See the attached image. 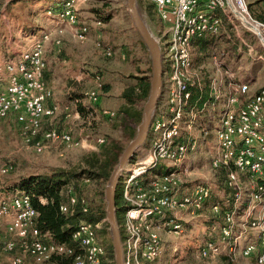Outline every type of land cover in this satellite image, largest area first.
Returning a JSON list of instances; mask_svg holds the SVG:
<instances>
[{"label":"built area","instance_id":"obj_1","mask_svg":"<svg viewBox=\"0 0 264 264\" xmlns=\"http://www.w3.org/2000/svg\"><path fill=\"white\" fill-rule=\"evenodd\" d=\"M86 1L66 0L59 12L46 14L63 28L73 29L74 37L84 41L90 31L79 20V7ZM150 1L162 24L161 37L156 39L162 66L161 102L149 128L152 144L149 154L127 165L120 177L124 208L118 225L122 262L159 264L164 247L162 234L181 235L184 231L181 215L196 216L212 197V183L192 184L183 194L187 183L182 178L187 173L184 162L198 148V139L192 132L196 117L209 106L218 105L214 127L200 131L203 138L213 136L209 166L213 171L225 170L224 188L232 194L220 203H211L210 211L221 216L223 224L219 239L204 243L198 256L205 260L225 256L230 261L249 258L255 264H264V86L250 94L247 84L235 82L234 73L224 64V54L219 57L213 54L214 74L208 80L207 100L199 108L191 102L193 90L204 89L202 74L196 71L204 70V65L194 66L193 42L218 36L224 17L252 34L264 48V22L252 14L247 0ZM260 7L264 13V0ZM95 24L99 26L101 22ZM54 35L52 30L43 31L28 50L0 62V121L12 116L20 126L24 144L31 145L38 155L44 151V142L70 151L90 148L91 143L89 136L75 139L71 133L55 129L41 132L43 122L55 118L60 111L67 118L81 119L78 112L71 114L69 106L48 103L51 91L44 78L48 69L46 51L50 44H61ZM104 55L111 57L113 53L105 49ZM102 87L103 79L96 75L83 101L99 106ZM93 111L105 118L116 116L105 107ZM103 142L101 138L96 140L97 144ZM11 169L5 165L0 175ZM157 170L160 173L155 174ZM240 176H245L247 182ZM241 181L250 184L251 189L244 192ZM66 195L67 202L59 206L62 214L71 213L79 202L69 187ZM38 202L44 204L46 200L39 197ZM244 202L245 208L238 213ZM224 206L232 207L224 210ZM37 217L30 195L0 192V218L8 219L0 230V254H9L10 264H25L27 259L33 264H44L59 257L69 258L71 264H108L106 250L98 239L101 223L80 221L71 234L76 246L72 247L45 241L49 234H41L37 229Z\"/></svg>","mask_w":264,"mask_h":264},{"label":"rangeland","instance_id":"obj_2","mask_svg":"<svg viewBox=\"0 0 264 264\" xmlns=\"http://www.w3.org/2000/svg\"><path fill=\"white\" fill-rule=\"evenodd\" d=\"M136 1L141 18L147 29L158 40L162 34V24L155 14L154 7L153 9H148V6H153V4L150 0ZM248 1L251 2L253 0ZM55 4L56 2L54 3L52 0H0V62L11 59L14 56L13 52L22 53L28 50L35 38L43 31L52 30L57 38L60 39L61 44L59 46L49 45L54 50H50L48 54L50 53V58L55 57V60L50 63V59L47 60L46 58V60L48 68L50 67L51 71L55 69L56 74H58L59 87L55 91H61L50 102L57 103L60 106H69L71 114L78 112L81 119L67 118L60 111L55 118L43 122L41 132L55 129L59 132H69L75 139L89 136L91 137L90 148H78L70 151L65 150L61 145L44 142V151L38 155L33 151L31 145L24 144L20 136L19 126L12 116L2 120L0 121V169L5 165L11 166L12 169L4 176L0 175V192H17L18 190L12 189L14 185L22 177L30 174H49L60 168L67 170L75 169L81 165L85 156L97 152L105 144L115 143L118 148L125 149L131 141L127 129L134 130L136 134L138 125L142 119L143 107L146 100L138 102L131 107L132 111L140 114V121L136 122L124 114L123 107L125 103L120 97L126 84L132 85L136 83L137 78H148L150 82L152 78L149 53L144 44H142L143 42L131 22L126 9V1L87 0L81 4L79 7V20L81 23L87 24L90 31V34L84 41H80L74 37L73 29L68 27L63 28L54 19L48 17L46 12L51 9L53 10ZM106 17L109 18V21L104 23L102 19ZM96 21H100L101 25H96ZM244 33L248 45L256 44V39L252 34L248 32ZM86 44L88 45V50L81 54L79 48ZM11 47L16 51L10 50ZM105 49L111 50L113 55L106 57L104 55ZM211 56L209 54L204 57V70H196L202 74V84L206 83L205 85L207 86H209V77L212 78L214 74L213 65L210 60ZM64 58L66 59L65 61L70 60V62L66 63L67 65L69 64L70 68L74 67L76 70L82 68L81 71L87 73L86 84L79 85V83L72 80L68 83L69 85L65 86L63 78L66 76L65 69L68 67L62 63ZM234 63L237 70L238 64L239 66L242 65L247 76L254 74L257 70L256 65H253L249 61L247 62L245 56L242 57L241 64L239 62H232V64ZM102 72H110L122 81L114 83L113 90L109 94L101 96L99 106L88 105L83 102V97L79 100L69 99L66 94L69 86L72 90L75 89L79 94L83 95L96 75L106 76V73ZM261 72H264V66ZM103 82H106L104 77ZM62 86H65V88L61 89ZM52 92L51 90V94ZM79 107H81L80 109L83 112H87L86 118L82 117ZM100 107L113 110L116 116L112 119L105 118L93 111L94 109H100ZM215 111H218L217 106L216 108L209 107L208 110L205 109L204 112L196 117L192 132L194 137L198 139V148L195 153H189V156L192 155L194 157L193 159H188L184 164L183 167L187 168V173L182 178V181L187 183L186 186L188 187L196 183H212V197L208 201L209 205H206L196 216L181 215L184 225V231L181 235L162 234L164 247L161 250L159 264H255L249 258L230 261L223 259V256L207 260L201 259L198 256V251L204 243L219 239L220 228L223 222V220L221 222L220 218L214 216L210 211L211 203H220L225 196L224 190H219L216 186V171L211 170L209 166L214 142L213 136L209 134L203 138L200 131L201 128L210 130V128L214 127L217 122V113ZM88 114L91 115L88 116ZM98 138L103 139L104 142L97 144L96 140ZM151 145V140L146 143L144 142L134 153L133 162L127 165L146 158ZM240 178L242 181L247 182L244 177L240 176ZM242 181L241 185L244 192L245 190H250L251 185L242 183ZM227 198L229 199V196ZM245 204L246 202L240 206L238 213L245 208ZM231 207L228 206L227 208L230 209ZM7 222L8 219L0 218V230L4 229ZM102 228L103 226L101 225V229L98 232L99 241L104 246L112 245L110 228L105 230ZM9 259V254L3 252L0 254V264H10ZM107 259L108 264H113L111 258L107 256ZM25 264L33 263L27 259Z\"/></svg>","mask_w":264,"mask_h":264},{"label":"trees","instance_id":"obj_3","mask_svg":"<svg viewBox=\"0 0 264 264\" xmlns=\"http://www.w3.org/2000/svg\"><path fill=\"white\" fill-rule=\"evenodd\" d=\"M52 1H54V3L56 2L53 6V10H48L52 13L59 12L64 7L66 2V0ZM139 1L140 0H138V2ZM153 7L154 6L149 5L148 9H153ZM102 20L104 23H107L109 18L106 17ZM202 39L203 38L200 40ZM102 73H106V76L98 75L102 77V79L103 77L106 79V82H103L102 87V95L104 96L113 90L114 83L121 82L122 80H120V78H116L110 72ZM149 87L150 82L148 78H137L136 83H133L132 85L126 84L120 94L121 99L125 103V106L123 107L124 114L134 119L136 122L140 121V114L132 111L131 107L138 102L147 100ZM207 88L208 86L205 85L202 91L193 90V96L191 98L192 104L196 105L198 108L201 107V105L207 100ZM82 97L83 95L76 91L72 93L71 99L79 100ZM160 102L161 97L158 100L156 113L159 112L158 108L160 106ZM80 108L81 107H79V110L81 111L82 117H86L87 112H83ZM127 132L131 140L136 135L134 130L127 129ZM150 140L151 135L149 132L145 143ZM123 151L124 149L118 148L115 143L105 144L101 146L97 152H93L88 156H85L81 165L75 169L67 170L60 168L49 174H30L26 177H22L18 183L14 185L12 189L22 191L31 196L33 206L38 212L36 227L41 234H49V238H46L45 241L54 240L76 247L71 241V234L80 221H86L92 224L101 223L103 230L109 228V224L106 221L107 205L105 200V189ZM133 160L134 156L128 163H132ZM154 173H159V170ZM225 175L226 172L224 169H218L216 171L215 183L219 190H224L225 196H231L232 191L224 188ZM86 180L89 181L88 184L85 183ZM68 187L71 188L72 195L78 198L79 202L73 208L71 213L62 214L59 210V206L67 202L66 190ZM39 197H43L46 202L44 204H40L38 202ZM115 207L116 221L117 224L120 225L124 208L121 203L119 183L115 194ZM225 209H227V207L224 206V210ZM218 217L222 222V217ZM104 248L107 256L113 260V264H116L113 245H105ZM223 257V259L229 260L227 257ZM44 264H71V260L66 257H59Z\"/></svg>","mask_w":264,"mask_h":264},{"label":"crops","instance_id":"obj_4","mask_svg":"<svg viewBox=\"0 0 264 264\" xmlns=\"http://www.w3.org/2000/svg\"><path fill=\"white\" fill-rule=\"evenodd\" d=\"M247 2L249 4L252 14L257 19L264 22V13L261 11V7H260L261 0H253L251 2L247 0ZM244 34L245 33L241 30V28L230 24L228 20H226L223 17V26L218 36L207 37V38H203L202 40L200 39L195 40L193 42V52H194L193 61H194V66L198 68L199 66L204 65L205 63L204 57H206L207 55L216 54L219 57V55L223 53L224 54V57H223L224 64L231 72L234 73L235 82H238L240 84H247L250 89V94H253L257 92L258 89L264 86V72H261V69L264 66V48L259 45L256 38H255L256 44L248 45L247 38L245 37ZM10 50L16 51L12 47L10 48ZM50 50H54V48L49 47L46 53L47 60L50 59L49 63L55 60V57L50 58V53L48 54ZM79 50H80V53L83 54L84 52L88 50V45L86 44V45L81 46ZM15 53L17 54L19 52H13L14 56H16ZM243 56L246 57L247 62L249 61L253 65H256L255 67H257L256 68L257 70L254 74L247 76V74H245V70L242 65L239 66L238 64V70H237L235 67V63L232 64V62H239L241 64V59ZM65 60L66 59L64 58L62 63L63 65L66 66L67 65L66 63L70 62V60L69 59L68 61H65ZM66 67H68L67 69H65L66 76L63 78V83H65V86L69 85L68 83L71 82L72 80L79 83V85L84 84V83L86 84L85 80L88 78V75L87 73L81 71L82 68H80L79 70H76L74 67L70 68L69 64ZM44 78H45V82L48 88L50 89V91L51 90L53 91L51 94V97L53 99L51 98L48 102L49 104H51L52 102L50 101H53L56 94L58 95L59 92L61 91V90L55 91L58 89L57 87H59L58 80H57L58 74H56L55 69L54 70L52 69L51 71L49 67L47 71L45 72ZM92 84L93 82H91L88 89L92 86ZM75 85H78V84H75ZM65 86H62L61 89H64ZM203 86H205V84ZM223 91L224 93H226L227 87H224ZM73 92H76V90L75 89L72 90L71 87L69 86V88L66 91V94L68 95L69 99H71ZM209 107L207 108V110L209 109ZM217 107H218V111L217 112L215 111V113H217L216 116H218V113H219V106L217 105ZM212 108H216V107H212ZM193 157L194 156L191 155L187 157V160L193 159ZM186 162H184V164ZM187 192H188V189L186 186L183 189V194H186ZM224 197H227V196H224ZM206 205H209V202Z\"/></svg>","mask_w":264,"mask_h":264},{"label":"water","instance_id":"obj_5","mask_svg":"<svg viewBox=\"0 0 264 264\" xmlns=\"http://www.w3.org/2000/svg\"><path fill=\"white\" fill-rule=\"evenodd\" d=\"M126 9L131 22L149 53L152 68V78L150 81L149 93L146 103L143 107V114L140 124L138 125L135 137L129 142L124 149L117 166L115 167L110 181L105 189L106 200V221L109 224L112 237V245L115 254V263L123 264L122 250L120 243V232L116 221L115 194L123 170L134 156V153L140 148L148 135L151 120L156 110L158 100L162 92V66L160 59L159 45L154 36L147 29L141 18L136 0H125Z\"/></svg>","mask_w":264,"mask_h":264}]
</instances>
